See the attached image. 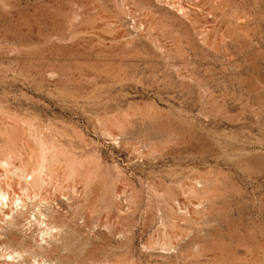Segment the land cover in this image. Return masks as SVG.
Returning a JSON list of instances; mask_svg holds the SVG:
<instances>
[{"label":"rangeland","instance_id":"obj_1","mask_svg":"<svg viewBox=\"0 0 264 264\" xmlns=\"http://www.w3.org/2000/svg\"><path fill=\"white\" fill-rule=\"evenodd\" d=\"M1 192L0 264H264V0H0Z\"/></svg>","mask_w":264,"mask_h":264},{"label":"bare ground","instance_id":"obj_2","mask_svg":"<svg viewBox=\"0 0 264 264\" xmlns=\"http://www.w3.org/2000/svg\"><path fill=\"white\" fill-rule=\"evenodd\" d=\"M3 199H6L4 195H2V192L0 194V200L2 201ZM5 202V201H4Z\"/></svg>","mask_w":264,"mask_h":264}]
</instances>
